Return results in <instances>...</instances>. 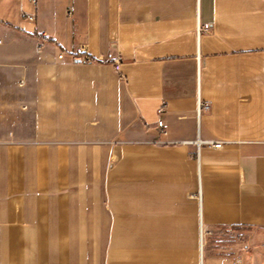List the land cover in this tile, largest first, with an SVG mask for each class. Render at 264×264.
Listing matches in <instances>:
<instances>
[{"label": "crops", "instance_id": "0c3cea01", "mask_svg": "<svg viewBox=\"0 0 264 264\" xmlns=\"http://www.w3.org/2000/svg\"><path fill=\"white\" fill-rule=\"evenodd\" d=\"M253 233L264 0H0V264H264Z\"/></svg>", "mask_w": 264, "mask_h": 264}, {"label": "built area", "instance_id": "2783aa9c", "mask_svg": "<svg viewBox=\"0 0 264 264\" xmlns=\"http://www.w3.org/2000/svg\"><path fill=\"white\" fill-rule=\"evenodd\" d=\"M34 1H36V0H34ZM25 17L28 18L29 20H32V21L36 20V15H34V14H25ZM202 28L208 29L209 25L205 24L204 26H201V24H199L198 25V33H200ZM41 35L42 36H46V34L44 32H42ZM81 49H82L83 53H86V51L84 49V46H82ZM60 56H62V55H60ZM85 56H86L87 60L90 59L89 56H87V55H85ZM120 66H121V61L116 60V63H115L116 69L119 70ZM210 108H211L210 102H201L200 101L199 102V107H198V112L200 113L201 110L208 111V110H210ZM158 125L162 128L163 132L166 133V129L168 127L167 123L164 120L160 119L158 121ZM203 143L212 145V146H214L216 148H221L223 146V142L222 141L206 140ZM200 242H201V247H203V234H201ZM231 264H244L243 256L242 255H237L236 257L233 258Z\"/></svg>", "mask_w": 264, "mask_h": 264}, {"label": "rangeland", "instance_id": "374dc122", "mask_svg": "<svg viewBox=\"0 0 264 264\" xmlns=\"http://www.w3.org/2000/svg\"><path fill=\"white\" fill-rule=\"evenodd\" d=\"M254 242H257V244H261L262 242V240L264 241V236H261V237H257V235H256V233H253V235H252V238H251ZM242 241V240H241ZM240 252H242V249L239 247L238 248V250H236V254L237 253H240Z\"/></svg>", "mask_w": 264, "mask_h": 264}]
</instances>
